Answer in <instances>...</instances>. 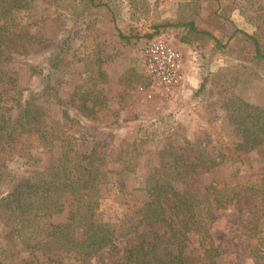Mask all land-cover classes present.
I'll return each instance as SVG.
<instances>
[{"label": "rangeland", "instance_id": "rangeland-1", "mask_svg": "<svg viewBox=\"0 0 264 264\" xmlns=\"http://www.w3.org/2000/svg\"><path fill=\"white\" fill-rule=\"evenodd\" d=\"M19 17L15 31L26 27L33 39L28 54H15L4 68L17 76L24 100L33 94L40 96L38 102L53 122L55 136L50 143L55 147L23 137L11 155L6 154L13 176L45 168L61 154L63 143L70 142L78 156L92 154V160H104L106 181L98 189L92 212L96 222L116 227L142 206L147 177L160 160H173L179 154L181 160H202L207 155L225 160L211 172L199 174L201 188L233 177L242 183H264L263 150L236 151L234 144L242 135L230 125L226 109L227 102L236 98L264 106V63L255 57L247 38L242 34L232 37L237 28L264 47V0H36ZM190 20L200 29H209L222 47L217 49L214 42L200 37L180 43L187 30L164 26ZM160 35L170 43L179 42L187 70L195 68L178 101L159 93L148 100L138 93L139 86L150 82L142 49ZM97 89L102 97L95 96ZM60 99L63 104L57 103ZM64 110L77 121H66ZM38 158L43 161L37 162ZM11 187L4 186L0 196ZM258 208L257 198L248 194L216 211L211 233L223 252L217 264H264L243 248L249 215ZM68 217L69 208L52 221L67 223ZM260 224L264 228V216ZM143 231L161 234L164 227L142 225L137 233L118 239L114 254L106 248L85 261L68 257L63 261L114 264ZM257 242L249 240L252 247ZM23 256L27 261L38 260L17 255L8 262L15 264ZM5 257L0 250V258Z\"/></svg>", "mask_w": 264, "mask_h": 264}, {"label": "trees", "instance_id": "trees-1", "mask_svg": "<svg viewBox=\"0 0 264 264\" xmlns=\"http://www.w3.org/2000/svg\"><path fill=\"white\" fill-rule=\"evenodd\" d=\"M35 1L0 0V190L12 185L9 192L0 196L3 231L0 250L6 256L0 258V264H10L8 261L17 255H32L38 260L27 261L23 256L15 264H66L63 257L85 261L106 248L114 254L119 249L118 239L137 233L146 224L162 225L164 231L137 234L135 242L123 251V259H115L114 264H217L223 252L211 233L218 218L216 211L248 194L257 198L259 208L249 215L243 248L246 254L263 261L264 228L260 220L264 216V183H242L233 177L220 184L211 181L201 188L199 174L211 172L225 162L216 160L215 156L181 160L183 156L179 154L173 160H160L147 177L142 206L132 211L119 227L96 222L92 212L98 189L106 181L104 160H92V154L78 156L70 142L63 143L61 154L49 160L45 168L19 177L10 173L9 155L23 137L36 138L41 144L55 147L50 143L55 136L53 122H49L47 109L38 102L40 96L33 94L24 100L17 76L4 68L15 54H28L27 46L33 36H29L26 27H20L19 31L15 28L20 13ZM164 26L187 30L180 43L189 44L200 37L214 42L217 49L222 47L219 38L209 29H200L195 20ZM237 34L250 41L255 57L264 63V47L260 41L235 28L232 37ZM120 37L128 39L122 34ZM33 73L42 74L41 71ZM97 95L102 97L98 89ZM57 103L63 104L61 99ZM227 103L229 123L242 135L234 144L236 151L264 152V106H255L240 98ZM63 117L66 121H77L66 110ZM68 208L67 223L52 221L54 215ZM252 239L258 240L254 247L249 243Z\"/></svg>", "mask_w": 264, "mask_h": 264}, {"label": "built area", "instance_id": "built-area-1", "mask_svg": "<svg viewBox=\"0 0 264 264\" xmlns=\"http://www.w3.org/2000/svg\"><path fill=\"white\" fill-rule=\"evenodd\" d=\"M142 60L150 82L149 85L139 86L138 93L148 100H153L157 93L170 101L180 100L191 79L190 71H195L194 67L187 70L184 52L159 36L145 44Z\"/></svg>", "mask_w": 264, "mask_h": 264}, {"label": "crops", "instance_id": "crops-1", "mask_svg": "<svg viewBox=\"0 0 264 264\" xmlns=\"http://www.w3.org/2000/svg\"><path fill=\"white\" fill-rule=\"evenodd\" d=\"M172 44L175 46V47H177L178 49H180L181 51H183V46H181V44L179 43V42H177L176 40H175V42L174 41H172ZM143 61V60H142Z\"/></svg>", "mask_w": 264, "mask_h": 264}]
</instances>
